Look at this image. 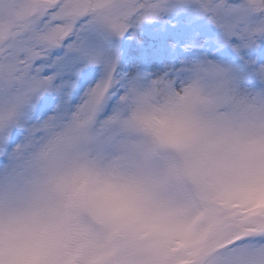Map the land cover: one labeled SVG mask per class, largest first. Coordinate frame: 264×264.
<instances>
[{"label":"snow or ice","instance_id":"snow-or-ice-1","mask_svg":"<svg viewBox=\"0 0 264 264\" xmlns=\"http://www.w3.org/2000/svg\"><path fill=\"white\" fill-rule=\"evenodd\" d=\"M45 192L0 264H264V0H0V212Z\"/></svg>","mask_w":264,"mask_h":264},{"label":"clouds","instance_id":"clouds-1","mask_svg":"<svg viewBox=\"0 0 264 264\" xmlns=\"http://www.w3.org/2000/svg\"><path fill=\"white\" fill-rule=\"evenodd\" d=\"M77 157L69 150L60 164L66 175L77 173ZM58 201L51 192L36 197H21L0 212V223L8 231L10 246L21 254L39 251L53 228Z\"/></svg>","mask_w":264,"mask_h":264}]
</instances>
